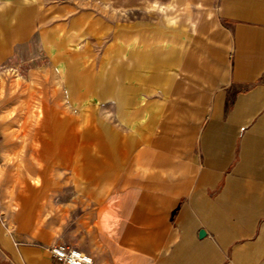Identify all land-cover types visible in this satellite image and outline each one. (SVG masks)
I'll use <instances>...</instances> for the list:
<instances>
[{"label": "crops", "instance_id": "crops-1", "mask_svg": "<svg viewBox=\"0 0 264 264\" xmlns=\"http://www.w3.org/2000/svg\"><path fill=\"white\" fill-rule=\"evenodd\" d=\"M146 1L164 21L107 13L142 0H0V60L33 43L60 53L40 82L61 134L28 139L44 166L22 178L97 197L74 233L32 221L24 244L0 226V264H59L56 244L94 264H264V0ZM79 47L104 54L79 71ZM23 85L11 81L17 99ZM61 100L75 138L91 116L90 163Z\"/></svg>", "mask_w": 264, "mask_h": 264}, {"label": "rangeland", "instance_id": "rangeland-1", "mask_svg": "<svg viewBox=\"0 0 264 264\" xmlns=\"http://www.w3.org/2000/svg\"><path fill=\"white\" fill-rule=\"evenodd\" d=\"M147 5V1L143 2L142 0V4L137 5L139 10L130 11L117 10L118 7L113 5L109 7L107 13L120 20L124 17L137 23L150 24L155 19L158 22L164 21L162 14H157L153 10L147 9ZM179 12L182 14V11ZM103 13L107 15L106 11H103ZM169 23H172V21L169 20ZM40 47L41 45H38V43H33L26 47L25 50L10 53L0 60V86L3 83L7 87V90L2 94L3 89H0V226L14 240L18 239L24 244H28L26 236L32 230L29 222L34 221L36 225L39 223L41 232L45 229L41 224L42 220L57 228L61 222L63 235L70 232L74 233L76 226L81 224L82 217L89 216L92 210L95 211L97 204L96 196L92 197L86 192L81 193L79 191L75 194L74 189L71 190L74 185L71 187L68 184L66 192L62 195H51L49 188L46 187L47 192L44 190L46 181H27L22 178L23 176L25 177L26 172L34 169L35 171L42 170L44 166V164H39L40 161L37 159H34V166L31 164L33 161L30 160L33 159V155L30 154L31 151L27 147L28 139L43 138L44 136L46 140H49L57 138L61 134L58 126V116L41 115L44 106L42 93L45 85L40 82L42 75L46 74L43 72H46L53 62L59 60L60 53L42 51L39 50ZM103 54L100 51H84L82 47H79L77 51L67 53L68 61L73 66L75 61L79 64V71L82 69L86 70L84 68L85 65L88 66L97 57L101 59ZM16 79L24 82L23 89L20 88L18 91V99L10 91L11 81ZM27 86L30 89L27 90ZM51 87L53 88L54 84H51ZM57 88H59L58 85ZM27 91L33 92L34 99L27 100L23 98V96L27 95ZM47 102L54 106L59 105L58 99L53 100L51 98ZM60 105L61 107L65 106L68 111L66 116L67 139H82L84 151L82 160L90 163L91 116H81L82 131L76 132L78 137L75 138L73 136L74 131L70 133V129H73L76 124V117L69 114L71 105L68 100H61ZM85 111L90 110L87 109ZM44 119L48 126L45 131H43L42 127ZM16 174H19V179L14 178ZM16 183L18 184L16 185ZM96 183L102 185L103 181H83V188H91L96 186ZM55 187L57 189V186ZM16 188H18L17 191ZM12 192L14 197L11 196Z\"/></svg>", "mask_w": 264, "mask_h": 264}, {"label": "built area", "instance_id": "built-area-1", "mask_svg": "<svg viewBox=\"0 0 264 264\" xmlns=\"http://www.w3.org/2000/svg\"><path fill=\"white\" fill-rule=\"evenodd\" d=\"M48 250L59 264H94V259L90 255L66 244H56Z\"/></svg>", "mask_w": 264, "mask_h": 264}, {"label": "water", "instance_id": "water-1", "mask_svg": "<svg viewBox=\"0 0 264 264\" xmlns=\"http://www.w3.org/2000/svg\"><path fill=\"white\" fill-rule=\"evenodd\" d=\"M205 234H206L205 231H202L201 234H200V236L202 237V236H204Z\"/></svg>", "mask_w": 264, "mask_h": 264}, {"label": "clouds", "instance_id": "clouds-1", "mask_svg": "<svg viewBox=\"0 0 264 264\" xmlns=\"http://www.w3.org/2000/svg\"><path fill=\"white\" fill-rule=\"evenodd\" d=\"M172 23H173V24H175V23H176V21H175V20H173V21H172Z\"/></svg>", "mask_w": 264, "mask_h": 264}]
</instances>
